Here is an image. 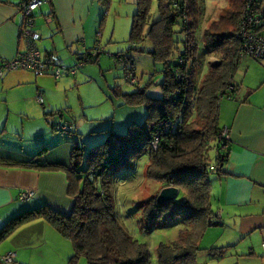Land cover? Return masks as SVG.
Instances as JSON below:
<instances>
[{
  "label": "trees",
  "instance_id": "16d2710c",
  "mask_svg": "<svg viewBox=\"0 0 264 264\" xmlns=\"http://www.w3.org/2000/svg\"><path fill=\"white\" fill-rule=\"evenodd\" d=\"M225 1L231 6L230 15L209 25L204 17V0H156L155 19L151 16L153 0H135L131 48L119 58L130 62L128 56L135 52L147 54L160 64L161 96L148 97L149 86L141 88L137 80L138 90L125 96L127 103L145 108L142 123L129 125L123 135L110 129L97 131L99 141L90 148L85 149L82 142L73 145L69 169L45 163L34 165L41 171L69 172L68 193L73 209L63 215L41 204L25 211L8 221L0 231V242L25 222L42 218L72 241L74 255L69 263L84 257L87 264H150L147 245L123 227L111 194L114 178L133 174L137 161L147 156L145 178L164 184V188L175 187L183 196L162 205L157 202L158 195L140 203L135 210L138 225L145 234L182 226L177 240L160 244L157 264H197L202 250L199 242L205 231L220 225L213 208L210 178V174H225L228 154L229 142L221 137L224 128L219 122L220 103L237 99L240 84L234 78L241 59L248 56L243 53L244 42L238 32L249 0ZM250 5L259 19L253 32L261 37L264 0H254ZM35 18L34 14L32 31ZM99 55L84 53L80 59L96 62ZM209 57L218 61L210 63ZM60 124L71 128L61 132L73 130L69 122L58 123L55 129ZM210 149L216 151L213 160ZM81 155L82 163L78 161ZM217 250L221 249L211 252Z\"/></svg>",
  "mask_w": 264,
  "mask_h": 264
},
{
  "label": "crops",
  "instance_id": "0c3cea01",
  "mask_svg": "<svg viewBox=\"0 0 264 264\" xmlns=\"http://www.w3.org/2000/svg\"><path fill=\"white\" fill-rule=\"evenodd\" d=\"M109 1L112 0H49L36 11L33 32L40 35V40L35 46L51 68H62L63 74L56 80L63 77V85L70 87L73 82L84 80L77 71L86 64L77 67L80 56L84 53L93 55L95 45L101 44L97 33L103 26L106 10L103 18L101 14L105 7H109ZM19 3L20 0H0V65L13 60L26 49L19 35L22 23ZM98 60L99 56L96 62L90 63H98ZM72 69H76L75 74H71ZM13 72L0 77V231L12 218L41 204L69 215L74 204L68 193L69 172L41 171L33 166L45 163L69 169L73 145L82 142L86 149L97 143V137L101 136L93 128L90 130L92 137L86 142L84 134H81V124L93 120H88L86 115L81 116V124L79 120L70 119L67 116L70 110L65 102H54L50 90L40 86L36 77L26 73L21 76L17 74L18 70ZM66 77H72L74 81L64 79ZM259 77L258 84L247 86L244 95L239 90L237 99H223L220 103L219 122L227 130L228 154L225 174H213L211 178L216 218H230L237 234L242 237L264 229V74ZM29 84H32L30 94L27 97L24 93L20 99L32 102L39 116L24 107L20 111L11 109L19 99L7 92ZM39 93L43 103L38 102L36 95ZM34 97L37 98L36 104ZM77 106L85 112L93 108L84 107L82 97ZM39 107L45 119L41 117ZM38 118L50 127L41 125L39 130L35 122ZM61 121L72 123L74 130L71 133L57 131L55 126ZM34 124L33 133L36 135L31 134ZM26 139H31L32 146L24 145ZM78 161L84 162L82 155ZM79 186L77 183V188ZM27 191L33 196L20 200V195ZM62 238L56 228L42 218L25 222L0 242H10L0 251V264H67L71 251L68 254L62 248L55 250L53 246ZM9 254L13 255L12 261L2 262Z\"/></svg>",
  "mask_w": 264,
  "mask_h": 264
},
{
  "label": "rangeland",
  "instance_id": "374dc122",
  "mask_svg": "<svg viewBox=\"0 0 264 264\" xmlns=\"http://www.w3.org/2000/svg\"><path fill=\"white\" fill-rule=\"evenodd\" d=\"M204 3L206 13L204 17L206 22L209 21V25L211 22H217L220 19L224 20L225 17L230 15L231 6L225 0H204ZM108 4L110 8L105 7L102 11L101 18H103L105 10L106 18L101 30L97 33V37L101 39V44L98 42L99 44L95 45V50L101 51L98 63H86L80 71L77 70L78 75L83 76L84 80L79 83L73 82L68 87L62 84L63 77L56 80L54 76L36 75L29 71L20 72L25 70H18L19 72H17L21 76L26 73L36 77L40 81V86L50 90V97L54 102L58 104L65 102L64 104L70 110L71 115H67L71 117L70 119L79 120L78 123L80 122L81 124V116L86 115L88 120H93L92 122L87 121V123L81 124V134H84L83 137L86 142L92 137L90 130H94L93 128L98 131L110 129L117 135H123L126 134L129 125L143 122L146 113L145 108L142 105L127 103V97L125 96L136 92L139 85L131 86L125 79V72H134L141 88L146 85L149 86L146 89L148 97L158 98L161 96V87L159 86L162 82L160 64L156 63L147 54H137L135 52H131V55L128 56L130 62L119 58L120 54H128L127 51L131 48L129 39L132 17L136 11L135 0H112ZM151 16L152 19L157 17L156 0H153L152 3ZM226 28L230 27L227 26ZM263 32L264 29L261 34ZM101 34L102 36L100 37ZM144 46L148 47L149 44L145 43ZM207 60L210 63H216L218 58L209 57ZM131 67L132 70H130ZM13 73L16 72L14 71ZM263 74L264 61H258L249 56L243 57L234 78V81L240 84L241 95H244L247 86L258 84L259 76ZM64 79L74 81L72 77ZM31 87L32 84H29L7 92L20 100H16L12 104L11 109L20 111L24 107L39 116V112L33 108L35 105L32 102L30 104L20 99V96L24 93L28 97ZM39 95L40 93L36 96L38 97ZM80 97H82V101L85 104L84 107L93 106V108L87 109L86 112L79 110L77 104ZM34 101L36 104L37 98ZM39 108L41 117H43L42 109L41 107ZM43 119L45 118L43 117ZM35 122L38 124H36V127H39V130L42 129L41 125L50 127L47 122H42L39 118ZM19 123H21L20 120ZM61 123L65 122L61 121ZM34 129L35 124L31 134H34ZM26 140L24 145L27 147L32 146L31 139ZM215 155L216 151L210 149L209 156L211 160L214 159ZM147 160V156H142L137 161L133 174L125 177L124 175L116 176L111 184V194L114 198L115 209L121 224L133 238L147 245L151 258L150 264H157V253L160 244H170L177 240L183 229L182 226L176 225L175 227L153 230L150 234H145L144 230L140 229L138 225L139 219L135 213L138 208L136 206L151 197L159 195L165 189L164 184L145 178L144 172ZM210 178H212V174H210ZM182 196V193H179L176 200H180ZM217 220L220 225L208 228L199 242V247L202 250L197 255V264H264V229L258 230L257 234L252 233L242 237L237 234V228L233 226L230 218L225 217ZM9 243L8 240L0 243V251L2 252ZM53 246L55 250L60 251L62 248L68 254L71 251L70 257L74 255L73 243L68 238H62L58 244H53ZM214 248L221 250L211 252V249ZM67 264H87V262L84 257H79L70 263L68 260Z\"/></svg>",
  "mask_w": 264,
  "mask_h": 264
},
{
  "label": "built area",
  "instance_id": "2783aa9c",
  "mask_svg": "<svg viewBox=\"0 0 264 264\" xmlns=\"http://www.w3.org/2000/svg\"><path fill=\"white\" fill-rule=\"evenodd\" d=\"M253 1L254 0H249V4L245 8L243 15L244 20H242L241 24L239 25L238 34L242 37V41L244 42L243 53L248 56L250 55L257 60L264 61V39L258 37L257 32H253V29H256L257 25L259 24L258 16L255 14L254 9L250 5V3ZM46 2H49V0H20L18 11L21 15L22 23L19 35L26 44V49L24 52L18 53L13 60L1 63L0 77H2L6 72L9 73L17 70L30 71L36 75L51 73L55 78L62 76L63 70L61 67L56 66L51 68L49 63L42 59L39 50L35 46L37 41L40 40V35L38 33H34L31 30V27L34 23L33 15L35 14L36 10ZM100 53L101 52L99 50H94L91 57H94ZM83 57L85 58V56ZM84 63L86 62L81 60L77 67L81 68ZM70 72L71 74H75L76 69H72ZM125 79L131 86H135L138 83L133 72H125ZM38 102H43L40 96H38ZM56 129L58 131H67L71 128L67 124H60L56 127ZM221 137L228 140L226 129L222 131ZM153 146H155V143H153ZM32 196L33 193L27 191L22 193L19 199L24 201L31 198ZM12 259L13 255L9 254L2 259V262H10Z\"/></svg>",
  "mask_w": 264,
  "mask_h": 264
},
{
  "label": "water",
  "instance_id": "95a60500",
  "mask_svg": "<svg viewBox=\"0 0 264 264\" xmlns=\"http://www.w3.org/2000/svg\"><path fill=\"white\" fill-rule=\"evenodd\" d=\"M178 194H179V189L175 187L165 188L159 193L157 202L160 205L173 202L178 197Z\"/></svg>",
  "mask_w": 264,
  "mask_h": 264
}]
</instances>
